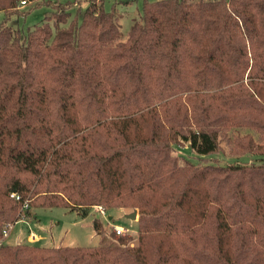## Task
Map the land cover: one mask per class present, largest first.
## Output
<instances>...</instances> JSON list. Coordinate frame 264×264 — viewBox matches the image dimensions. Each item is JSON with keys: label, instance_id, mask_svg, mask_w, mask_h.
<instances>
[{"label": "trees", "instance_id": "obj_1", "mask_svg": "<svg viewBox=\"0 0 264 264\" xmlns=\"http://www.w3.org/2000/svg\"><path fill=\"white\" fill-rule=\"evenodd\" d=\"M103 1L42 0L61 14L23 31L6 20L34 0H0V264H264V165L173 155L264 156V0H143L125 36ZM97 207L136 211V238H3Z\"/></svg>", "mask_w": 264, "mask_h": 264}, {"label": "rangeland", "instance_id": "obj_2", "mask_svg": "<svg viewBox=\"0 0 264 264\" xmlns=\"http://www.w3.org/2000/svg\"><path fill=\"white\" fill-rule=\"evenodd\" d=\"M42 0H34L31 5H19L20 16L12 15L6 20V24L12 28L26 31L27 28L39 25L43 21L50 24L61 14L60 9H52L50 7L35 8L37 2ZM58 4L72 2L73 0H51ZM154 2L159 0H147ZM143 0H104V9L108 11L110 6L116 4L118 14L119 31L123 36L126 35L129 27L134 21L139 20L141 14V5ZM70 7V15L68 20L77 16L80 20L82 13L87 7L86 3L80 5H66ZM3 14L0 13V22ZM173 155L179 159L181 163L187 160L193 163H203L209 160L218 165L223 164H256L264 165V156H229L224 143L220 144V152L211 154L207 157H200L194 153L186 144L174 147ZM29 216L16 222L8 228L5 242L15 244L17 242H26L28 234L33 232L38 241L35 245L41 246H65V247H91L98 245H111L113 240L110 232H114V227L118 226L126 229L123 236L136 238L137 224L136 220H131L128 215L132 212L125 209H106L104 215L98 209L91 208L86 214L78 211H70L64 208H33L29 210ZM109 217L111 218L109 220ZM138 217V216H137ZM99 222L100 229L96 231L94 221ZM135 242V241H134Z\"/></svg>", "mask_w": 264, "mask_h": 264}, {"label": "built area", "instance_id": "obj_3", "mask_svg": "<svg viewBox=\"0 0 264 264\" xmlns=\"http://www.w3.org/2000/svg\"><path fill=\"white\" fill-rule=\"evenodd\" d=\"M21 3H22V5H24V2H21ZM11 197H13V196H11ZM16 199H18V198H16ZM96 209H98L100 211V213L104 215V211L102 208L97 207ZM126 232H127L126 229H123V228L118 227V226L114 227V233L116 236H123L124 233H126ZM7 233H8V228L3 230V238H5L7 236ZM27 237H28L27 241L29 243H31L32 245H35L36 242L38 241V237L34 233L30 232Z\"/></svg>", "mask_w": 264, "mask_h": 264}, {"label": "water", "instance_id": "obj_4", "mask_svg": "<svg viewBox=\"0 0 264 264\" xmlns=\"http://www.w3.org/2000/svg\"><path fill=\"white\" fill-rule=\"evenodd\" d=\"M128 218L129 219H131V220H136V218H138L137 217V213H136V211H133L131 214H129L128 215ZM111 218L109 217V220H110Z\"/></svg>", "mask_w": 264, "mask_h": 264}, {"label": "crops", "instance_id": "obj_5", "mask_svg": "<svg viewBox=\"0 0 264 264\" xmlns=\"http://www.w3.org/2000/svg\"><path fill=\"white\" fill-rule=\"evenodd\" d=\"M31 233H33V232H31Z\"/></svg>", "mask_w": 264, "mask_h": 264}]
</instances>
